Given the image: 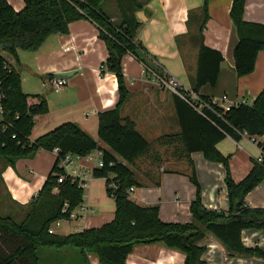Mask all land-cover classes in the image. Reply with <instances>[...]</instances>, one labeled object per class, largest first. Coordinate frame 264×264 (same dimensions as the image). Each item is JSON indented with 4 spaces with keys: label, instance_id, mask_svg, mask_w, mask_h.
<instances>
[{
    "label": "trees",
    "instance_id": "16d2710c",
    "mask_svg": "<svg viewBox=\"0 0 264 264\" xmlns=\"http://www.w3.org/2000/svg\"><path fill=\"white\" fill-rule=\"evenodd\" d=\"M23 1L25 9L16 12L7 0H0V90L3 94L0 159L4 167H14L19 159L34 157L42 150L54 152L58 148L60 153L37 197L27 206H18L19 219L0 215V264H90V255H96L101 264H127L136 246L151 244L182 252L185 264H208L203 260L206 248L201 246L208 235L224 246L229 257L264 259L263 250L247 248L242 240L244 230H264V209L250 208L246 201L248 194L264 180V156L262 163L256 162L249 175L237 183L231 176L230 158L217 149V144L226 136L238 139L239 134H247L264 153V143L259 141L264 136V90L252 104H239L227 112L202 97L211 108L201 113L176 96L180 139L188 154L199 152L206 159L223 164L229 211L208 210L203 206L201 187L193 170L190 180L197 188V197L191 204V221L163 222L159 206H140L127 192L140 186L129 165L145 155L151 144L136 130L132 120L121 115L128 95L123 58L132 54L151 67L145 47L136 41L142 24L135 16L146 8L149 0H114L120 16L117 22L104 10L107 0ZM208 1L205 0L204 7L206 17ZM245 6L246 0H233L230 12L239 39L234 49L235 71L239 77L254 72L258 55L264 50V24L245 21ZM84 18L98 26L109 54L103 70L108 69L118 81L119 104L98 115V137L108 149L74 123L63 124L32 141L36 118L49 113L48 101L42 95L23 91L20 74L3 54L19 60L20 50L35 52L50 37L67 35L70 24ZM223 61L220 52L201 46L196 92L204 85H216ZM97 150L103 153L104 167L95 169L94 177L106 180L107 194L116 205L114 220L100 228L70 235L50 234L51 226L58 220H67L70 212L83 203L85 194L70 178L58 182V175L64 174L61 159L69 154L86 157ZM111 184L116 185L115 190L110 188ZM66 204L68 213L64 214Z\"/></svg>",
    "mask_w": 264,
    "mask_h": 264
},
{
    "label": "crops",
    "instance_id": "0c3cea01",
    "mask_svg": "<svg viewBox=\"0 0 264 264\" xmlns=\"http://www.w3.org/2000/svg\"><path fill=\"white\" fill-rule=\"evenodd\" d=\"M16 12L25 9L23 0H7ZM233 0H209L207 17L205 0H149L146 8L136 12L141 27L136 41L147 51L142 63L132 54L122 61L128 95L121 115L132 120L136 130L150 142V150L129 168L135 173L140 186L135 187L131 199L140 206H159L160 219L166 223L186 224L191 221V204L196 200L197 188L190 177L195 170L201 187V201L208 210L229 211L226 171L221 163L213 162L202 153L188 154L180 139L176 96L153 82L144 65H159L168 74L193 90L197 86L201 46L220 52L224 61L215 86L209 84L198 89V94L223 108L226 104H252L264 90V50L258 55L253 73L239 77L235 71L234 49L238 43L237 29L230 12ZM104 10L112 21L120 20L117 4L107 0ZM244 19L264 24V0H246ZM66 48H70L69 51ZM5 56L9 64L22 77L23 91L45 97L49 113L36 118L31 135L34 141L57 127L74 123L100 145L98 137L99 114L115 109L120 102L118 81L108 69L107 45L100 30L90 19L70 24L67 35L50 37L35 52L20 50L17 60ZM65 76L66 86L56 92L53 78ZM42 83V84H41ZM223 97L227 101H221ZM264 143V136L259 139ZM108 149V148H107ZM217 149L230 158V170L237 183L244 180L260 156V149L246 134L239 138L226 136ZM54 152L42 150L34 157L19 159L14 167H2L0 181L8 201L15 206H27L42 190L56 162ZM82 165H86L81 162ZM88 189L86 204L95 212L82 214L80 219L65 221L60 235L100 228L115 218V201L106 191ZM250 208L264 209V180L246 199ZM20 209L18 207V213ZM247 248L264 251V230L247 229L242 232ZM206 248L203 260L208 264H264L262 258L229 257L224 246L212 235L201 243ZM90 264H101L96 255H90ZM185 255L162 244L138 245L127 258V264H185Z\"/></svg>",
    "mask_w": 264,
    "mask_h": 264
},
{
    "label": "built area",
    "instance_id": "2783aa9c",
    "mask_svg": "<svg viewBox=\"0 0 264 264\" xmlns=\"http://www.w3.org/2000/svg\"><path fill=\"white\" fill-rule=\"evenodd\" d=\"M66 50L69 51L70 48H66ZM103 68L104 67L102 66L101 69L103 70ZM144 70L146 73L150 74L153 82H156L159 86L165 89H168L175 96H178L179 98H181L183 101H185L187 104H189L192 108H194L198 112L202 113V111L205 108H208V109L211 108L210 104L207 103L202 98V96H200L195 90L183 85L179 80H177L176 78L168 74L159 65L155 69L149 68L144 65ZM51 83L54 87V90L56 92H60L66 86L67 81L61 78H53L51 80ZM2 97H3V94L0 90V100ZM221 101L225 102L227 101V98L223 97ZM212 103L217 104V102H214V101H212ZM233 106L235 105L226 104L225 106H223V110L225 112L230 111V109ZM2 116H3V112L0 107V120ZM54 153L58 156L60 153V150L56 148L54 150ZM263 156H264V153L260 149V156L257 159L258 163H262ZM81 162H83L86 165H82ZM103 167H104V161H103L102 151H99V150L94 151L86 157H79V156H74V155L69 154V155H66L64 158H62L60 161V168L63 170L64 174L58 175V182L63 183L67 178H70L73 182H77L78 186L85 192V190H88L92 182L96 179L94 177V170L101 169ZM110 188L115 190L116 185L111 184ZM133 191H134V187L127 190L130 197ZM54 192L57 193L58 189L56 188ZM85 201H86V195L84 194L83 203L80 204L74 211L70 212L67 220L56 221L49 229V233L57 234V230L61 228L63 222L65 221L69 222L72 220H78L80 219L82 214L84 215L87 212H95L94 210L90 209V207L86 204ZM63 213L64 214L68 213V204L65 205Z\"/></svg>",
    "mask_w": 264,
    "mask_h": 264
},
{
    "label": "rangeland",
    "instance_id": "374dc122",
    "mask_svg": "<svg viewBox=\"0 0 264 264\" xmlns=\"http://www.w3.org/2000/svg\"><path fill=\"white\" fill-rule=\"evenodd\" d=\"M5 56V53L3 54ZM21 82H22V77H21ZM42 84V83H41ZM23 89V86H22ZM4 166V162L0 159V172L2 167ZM102 179H97L93 186L92 189L97 188V192H104V188L102 187L103 184ZM88 194V190H85V195ZM0 215L3 217H12L15 220L19 219L18 215V206L13 205L8 201V197L6 196L5 189L3 187V184L0 181ZM64 224V223H63ZM69 225L68 223L65 224V227L63 229H58L57 234H64L65 232H70V230L65 229L66 226Z\"/></svg>",
    "mask_w": 264,
    "mask_h": 264
},
{
    "label": "water",
    "instance_id": "95a60500",
    "mask_svg": "<svg viewBox=\"0 0 264 264\" xmlns=\"http://www.w3.org/2000/svg\"><path fill=\"white\" fill-rule=\"evenodd\" d=\"M145 12H148V10L145 9ZM57 77H58V78H61V79L65 78V76H57Z\"/></svg>",
    "mask_w": 264,
    "mask_h": 264
}]
</instances>
